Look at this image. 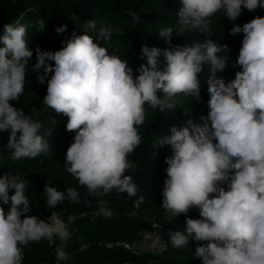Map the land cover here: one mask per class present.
Instances as JSON below:
<instances>
[{
	"label": "clouds",
	"instance_id": "obj_1",
	"mask_svg": "<svg viewBox=\"0 0 264 264\" xmlns=\"http://www.w3.org/2000/svg\"><path fill=\"white\" fill-rule=\"evenodd\" d=\"M181 3L175 26L158 32L169 47L141 46L139 59L146 63L136 70L138 75L127 60L109 54L87 31L82 35L73 32L65 47L52 52L29 48L27 26L4 24L0 36V133H9L5 148L11 150L13 160L35 159L48 151L45 135L51 136V130L41 135L42 123L12 103L24 93L27 66L35 52L32 71L38 73L41 84L47 80L43 104L67 116L66 129L75 132L66 151L65 170L86 190L84 195L94 199L97 210L93 215L110 218L113 212L103 197L115 191L132 198L139 191L132 175L126 173L136 168L128 157L142 143L138 126L145 121V105L170 111L180 94L199 102L198 76L207 65L210 111L199 117L203 126L193 122L192 111L185 110L187 126H172L171 135L157 144L170 145L173 152L165 158L167 178L161 205L165 213L175 220L195 208L202 217L187 218L186 231L172 232L170 243L180 249L190 239L206 242L195 250L203 264H264V17L256 16L230 30L231 35H244L234 65L242 70L227 84L216 73L226 68L229 48L211 38L210 27L217 13L236 21L242 8H264V0ZM132 19L137 24L141 21L135 13ZM38 24L44 31L45 21ZM85 27L95 31L96 20H88ZM66 29L63 25L55 31L62 34ZM188 32L208 38L203 43L172 44L174 35ZM111 34V28L101 27L95 41H107ZM224 183L227 190L220 186ZM27 187L28 181L19 174L9 171L0 176V202L8 205L7 212L0 206V264H22L23 246L42 240L54 247L58 262L67 261L69 224L76 217L70 215L65 221L56 211L45 219L29 215L32 206ZM43 192L48 208L54 209L66 199L81 201L78 187L58 191L47 183ZM143 199L138 197L134 205L139 207ZM84 202L90 205L93 200Z\"/></svg>",
	"mask_w": 264,
	"mask_h": 264
},
{
	"label": "trees",
	"instance_id": "obj_2",
	"mask_svg": "<svg viewBox=\"0 0 264 264\" xmlns=\"http://www.w3.org/2000/svg\"><path fill=\"white\" fill-rule=\"evenodd\" d=\"M181 7V0H15V2L0 0V36L4 34V24L18 23L27 26L29 48L39 47L44 51L55 52L66 46L73 32L82 35L87 31V34L94 37V42L100 43L109 54L127 60L129 66L133 68L134 75H138L136 70L142 63H146L139 59L141 46L147 44L161 50L169 47L158 32L162 27L175 26L177 13ZM133 13L140 17L139 24L134 23ZM256 16L264 17V8L257 7L254 11L242 8L236 21H230L223 12L212 17L211 38L227 44L229 48L225 53L228 56L226 68L216 73L225 84L234 80L236 72L242 70L234 65L242 47L244 34L231 35L230 30L237 25L242 27ZM41 19L46 23L44 31L39 28L38 21ZM90 19L97 22L95 31L85 27ZM63 25H67L66 31L57 34L55 29ZM101 27L112 29L109 40L95 41ZM207 38L205 34L188 32L181 36L174 35L172 44L183 46L203 43ZM2 46L0 42V47ZM35 62L34 52L27 66L24 93L18 102L12 103L42 123L41 135L51 130V136L45 135L49 148L46 153L35 159L13 160L11 150L5 148L9 133H0V176L10 171L28 181L26 195L32 206L29 215L45 219L52 211H56L65 221L70 215L76 219L69 224L71 238L65 251L70 258L67 261L58 262L54 247H49L48 243L42 240L23 246L22 264H203L201 258L195 257V250L198 244L206 242L190 239L186 248L180 249L174 248L170 243L172 232L186 231L187 218L202 217L195 208L187 215H179L175 220L170 214L165 213L161 206L164 181L167 178L165 158L170 157L173 152L170 145L157 144L160 139L171 135L172 126L177 128L187 126L189 117L183 114L185 110L192 111L193 122L203 126V121L199 117L206 116L210 111L208 107L210 94L207 91V78L210 75L208 66L205 65L198 76L201 96L199 102L180 94L176 97V107L170 111L160 112L145 105V121L138 126L142 143L128 157L136 168L135 171L126 173L132 175L133 181L139 186V191L137 196L132 198H128L126 193L118 195L115 191L103 197L113 212L112 217L106 218L103 215L99 217L93 215L97 210L94 199L85 196L86 190L79 187L78 181L65 170L66 151L74 142L75 132L66 129L67 116L43 104V97L47 94V80L44 84L37 80L38 73L32 71ZM48 63L54 64L53 61ZM164 63L161 54L159 65L161 69ZM42 73L43 69H40L39 74ZM34 107L37 109L36 112L31 111ZM47 183L56 187L58 191L78 187L81 193L80 203H71L66 199L56 208H48L46 193L43 192ZM220 186L227 190L226 183ZM140 196L144 199L139 207H136L133 201ZM85 200L93 202L86 205ZM0 206L7 212L8 205L0 202ZM149 231L158 232L165 240L166 250L163 254L134 249V245L140 242L142 234Z\"/></svg>",
	"mask_w": 264,
	"mask_h": 264
},
{
	"label": "built area",
	"instance_id": "obj_3",
	"mask_svg": "<svg viewBox=\"0 0 264 264\" xmlns=\"http://www.w3.org/2000/svg\"><path fill=\"white\" fill-rule=\"evenodd\" d=\"M141 246H145L148 252L154 254H163L166 250V242L163 237L155 231L145 232L141 236V240L138 244L134 245L137 249Z\"/></svg>",
	"mask_w": 264,
	"mask_h": 264
},
{
	"label": "rangeland",
	"instance_id": "obj_4",
	"mask_svg": "<svg viewBox=\"0 0 264 264\" xmlns=\"http://www.w3.org/2000/svg\"><path fill=\"white\" fill-rule=\"evenodd\" d=\"M142 247H145V246H141V247H139L138 250H139V251H142V252L145 251V250H148L147 248H145V249H144V248L141 249ZM134 249H136V247H135Z\"/></svg>",
	"mask_w": 264,
	"mask_h": 264
},
{
	"label": "crops",
	"instance_id": "obj_5",
	"mask_svg": "<svg viewBox=\"0 0 264 264\" xmlns=\"http://www.w3.org/2000/svg\"><path fill=\"white\" fill-rule=\"evenodd\" d=\"M144 247H142L141 249H143ZM145 249V248H144ZM146 251V250H145Z\"/></svg>",
	"mask_w": 264,
	"mask_h": 264
}]
</instances>
